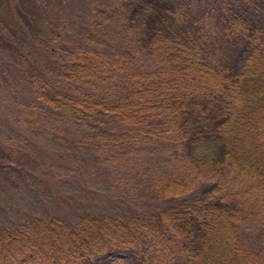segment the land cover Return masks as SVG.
<instances>
[{
	"label": "trees",
	"instance_id": "16d2710c",
	"mask_svg": "<svg viewBox=\"0 0 264 264\" xmlns=\"http://www.w3.org/2000/svg\"><path fill=\"white\" fill-rule=\"evenodd\" d=\"M125 6L135 54L66 64L63 80L88 87L123 72L135 83L129 98L121 92L106 102L91 92L45 91L39 94L45 106L78 126H109L93 129L100 153L122 152L126 130L150 141L171 128L181 137L175 134L174 146L181 143L191 158L195 145L212 140L216 151L208 163L217 172L238 165L250 180L249 196L219 194L211 184L194 197L171 198L154 215L83 213L73 223L51 216L0 225V264H264L239 225L250 200L264 196V0H128ZM209 25L220 39L208 62L195 53ZM156 53L168 66L141 69L139 58Z\"/></svg>",
	"mask_w": 264,
	"mask_h": 264
},
{
	"label": "rangeland",
	"instance_id": "374dc122",
	"mask_svg": "<svg viewBox=\"0 0 264 264\" xmlns=\"http://www.w3.org/2000/svg\"><path fill=\"white\" fill-rule=\"evenodd\" d=\"M127 1L0 0V225L51 216L73 223L83 213L154 215L171 198L194 197L211 184L220 186L219 194L249 196L250 180L238 165L217 172L208 163L216 151L212 140L195 145L191 158L181 143L174 146L178 135L171 128L150 141L126 130L122 152L107 147L100 153L93 129L109 126H78L45 106L39 96L45 91L61 96L91 92L106 102L121 92L129 98L126 93L135 83L123 72L88 87L63 80L66 64L99 54L110 59L135 54L125 20ZM206 31L195 55L209 62L215 60L220 36L212 25ZM139 59L149 72L169 64L159 53ZM176 149L182 156L175 155ZM249 204L239 223L241 235L264 259V196Z\"/></svg>",
	"mask_w": 264,
	"mask_h": 264
},
{
	"label": "bare ground",
	"instance_id": "6f19581e",
	"mask_svg": "<svg viewBox=\"0 0 264 264\" xmlns=\"http://www.w3.org/2000/svg\"><path fill=\"white\" fill-rule=\"evenodd\" d=\"M179 13H180V12H179ZM179 13H178V14H179ZM186 13H187V12H186ZM184 14H185V13H184ZM182 15H183V14H182ZM181 17H182V16H181ZM183 17H184V16H183ZM187 20H188V19H187ZM192 21H193V19H192ZM181 22H182V21H181Z\"/></svg>",
	"mask_w": 264,
	"mask_h": 264
}]
</instances>
